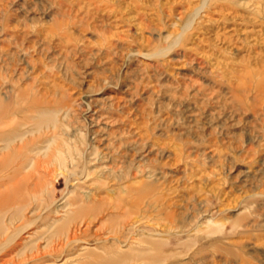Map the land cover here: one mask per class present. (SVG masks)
I'll use <instances>...</instances> for the list:
<instances>
[{
    "label": "rangeland",
    "instance_id": "rangeland-1",
    "mask_svg": "<svg viewBox=\"0 0 264 264\" xmlns=\"http://www.w3.org/2000/svg\"><path fill=\"white\" fill-rule=\"evenodd\" d=\"M34 105L133 167L65 176L42 130L0 264H264V0H0V107Z\"/></svg>",
    "mask_w": 264,
    "mask_h": 264
},
{
    "label": "bare ground",
    "instance_id": "bare-ground-1",
    "mask_svg": "<svg viewBox=\"0 0 264 264\" xmlns=\"http://www.w3.org/2000/svg\"><path fill=\"white\" fill-rule=\"evenodd\" d=\"M32 111L35 114L16 113L15 110L0 107V205H2L5 196L2 187L8 186L9 189L7 190H10L13 195L19 191L23 193L24 189H28L30 179L33 178V173L31 172L36 168V160H32L30 153L35 152V154L41 156V145H38L37 142H41V132L45 129L53 132L52 136L45 139L48 142L44 147L46 149L44 152L45 161L54 164L57 168L58 166L62 168V173L65 176V171L77 174L82 163H85L86 171L89 165H100L104 169L102 174H106L108 177L107 179L105 176L104 179V183L107 184L110 180H121L133 167L130 162L126 168L125 165H122L123 161L119 158L117 159L118 163L113 162L115 160L114 157L120 154L117 151H119L121 144L114 143L111 146L112 148L105 144L104 148L107 149L108 147L109 153L104 152L97 144L90 146L89 153L86 150L89 143L87 134L81 133L75 138L72 137L68 133L71 125L67 116H65V120L58 119L57 109H41V105H34ZM50 128L53 129L51 130ZM27 133L31 136H27ZM88 155H93V157L89 158ZM30 161L32 163L27 168L28 170L21 172L26 163L28 162L29 164ZM110 162L111 164L109 165L108 163ZM137 168L139 170V167ZM149 172L150 175L147 178L152 180L153 173L151 174V172H154V170L149 168ZM37 179L41 181V176H37ZM152 183L153 181H150L149 185H152ZM47 184H50L49 181ZM55 185L56 183L54 182L53 186L55 187ZM152 187L148 186L149 189ZM29 201L28 198H22L9 215L5 214L0 206V253L3 255H6L7 251L5 249L11 245L16 235L27 227L25 214L22 212L28 209ZM77 202L79 201L77 200ZM73 203L75 202H70V204ZM81 210V205L69 210L68 214L61 219L56 229H54L56 232L65 233L67 241L73 240L74 238H71V235H75L80 229L79 226L71 229L70 223ZM13 232H16V234ZM10 234L15 235L10 237ZM126 258V255L121 257L104 255L100 260L101 264H115L119 260ZM3 259L5 261V258ZM6 263L8 264L7 261Z\"/></svg>",
    "mask_w": 264,
    "mask_h": 264
}]
</instances>
